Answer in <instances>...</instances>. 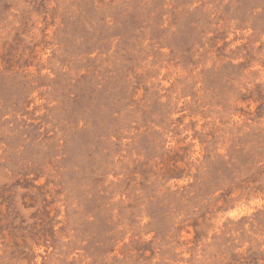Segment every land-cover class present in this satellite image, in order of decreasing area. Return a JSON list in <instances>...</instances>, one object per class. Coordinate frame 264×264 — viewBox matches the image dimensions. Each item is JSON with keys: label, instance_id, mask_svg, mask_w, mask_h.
Wrapping results in <instances>:
<instances>
[{"label": "rangeland", "instance_id": "1", "mask_svg": "<svg viewBox=\"0 0 264 264\" xmlns=\"http://www.w3.org/2000/svg\"><path fill=\"white\" fill-rule=\"evenodd\" d=\"M0 264H264V0H0Z\"/></svg>", "mask_w": 264, "mask_h": 264}]
</instances>
